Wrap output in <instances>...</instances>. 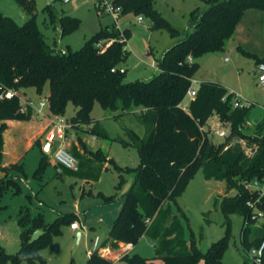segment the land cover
Here are the masks:
<instances>
[{
    "label": "trees",
    "instance_id": "16d2710c",
    "mask_svg": "<svg viewBox=\"0 0 264 264\" xmlns=\"http://www.w3.org/2000/svg\"><path fill=\"white\" fill-rule=\"evenodd\" d=\"M20 3L29 19L22 25L0 12V92L34 89L41 96L49 85L48 110L52 116L63 117L67 105L74 106L75 115L68 121L72 127L90 126L95 137L108 139L105 129L91 116L97 102L102 110L112 113L113 119L123 115H138L146 126V135L140 138L127 131L134 145L139 164L136 168L120 167L107 160L100 150L92 152L82 144L84 154L99 162H108L118 173L116 190L125 182L124 175L134 174L131 186L122 196V206L100 248L117 249L119 244L135 246L143 237L153 243L156 259L162 264H223V254L231 238L229 217L242 218L240 231L244 253L258 247L264 237V221L256 226L250 218L255 210L264 212V195L260 198L244 189V181L264 182V120L249 126L252 105L235 107L234 94L215 82L199 83L194 100L186 93L199 69L198 59L206 54L221 53L232 39L235 29L247 10L264 12V0H205V8H196L191 14L190 32L168 48L156 61L158 73L148 81L125 83V71L120 64L126 59L129 31L120 33L114 27L100 29L75 52L52 50L43 39L36 23L34 0H15ZM121 7L122 16L133 14L149 17L153 29H165L172 37L181 33L172 27L153 8L154 0H111ZM52 21H56L61 35L76 30L80 21L62 16L58 19L45 7ZM56 19V20H55ZM111 42L105 51L99 44ZM245 57L264 62L240 46ZM114 70V71H113ZM188 104L183 107V102ZM23 110V111H22ZM31 108L23 107L18 96L0 99V199L11 190L21 189L11 172L23 173L18 162L2 166L6 121H31ZM216 119L228 134L220 143L211 138L210 121ZM116 140V139H115ZM121 141V140H116ZM34 145H40L36 140ZM69 152H73L69 149ZM48 156L44 152L34 177L44 171ZM201 170L205 181L223 182L226 190H236L234 196L215 200L225 218V236L213 243L206 252L194 245L189 248L180 219L170 208L185 191L188 183ZM104 205L112 204L116 195H97ZM248 202H256L250 208ZM20 249L7 254L0 248V264H44L39 252L51 246L52 238L61 235L62 227H70L78 217L66 213L52 223H45L42 214L31 215L28 207H20L18 214ZM36 231L42 234L30 242ZM194 244V243H193ZM264 260V254H263ZM85 264H112L94 251ZM117 264H156L137 254L123 255ZM241 264H252L246 257Z\"/></svg>",
    "mask_w": 264,
    "mask_h": 264
},
{
    "label": "rangeland",
    "instance_id": "374dc122",
    "mask_svg": "<svg viewBox=\"0 0 264 264\" xmlns=\"http://www.w3.org/2000/svg\"><path fill=\"white\" fill-rule=\"evenodd\" d=\"M95 1L73 0L63 4L61 0H34L37 27L46 44L57 52L68 50L75 52L84 46L100 26L111 25L112 20L109 17L97 16ZM204 1L154 0L153 8L172 27L180 31L178 37H172L165 29H153L149 17L142 16L143 23L138 25L136 15L121 16L120 27L129 31L125 47L128 55L120 64V68L125 71L123 77L125 83L137 80L148 81L158 73L157 67L152 69L150 65L156 64L168 48L190 32L191 14L196 8L203 10L206 7ZM48 5L56 19L62 16L78 19L80 21L78 28L69 34L61 35L57 22L52 21L49 13L45 11ZM0 12L18 25H22L30 17L25 8L15 0H0ZM239 23L238 45L251 54L259 52L264 56V12L249 11ZM198 64L199 69L193 78L194 88L202 82H217L239 97L242 103L253 106L248 122L250 126L264 120V92L258 84L256 70L258 63L242 56L233 39L226 43L223 52L206 54L198 59ZM27 91L33 90L24 89L19 93L22 105L30 96ZM48 94L47 84L43 94L37 96L33 93L32 99L39 102L40 99L47 98ZM187 104L188 101L185 100L182 106L185 107ZM74 110V106L69 103L64 119L70 121L75 115ZM91 116L105 129L108 139L93 138L89 132L90 126L82 125L76 127L78 132H69L70 141H76L78 135L80 138L78 145L85 144L92 152L100 150L107 160L112 159L120 167L136 168L139 158L135 146L130 144L127 131H133L140 138L146 135V126L139 121L138 115L127 114L113 119L112 113L102 110L96 102ZM210 125L212 140L215 143L222 142L224 138L215 135L213 129L223 130L228 134L227 130L215 118L210 121ZM45 146L46 144L42 148L33 145L24 153L19 162L22 165L23 175L16 171L11 172L21 192L13 194L11 190H7L0 199V248L7 254H16L19 251L21 229L17 214L20 207L24 206L30 209L32 216L42 214L47 224L52 223L62 214L79 213V216L76 214L79 219L73 223L77 224L78 228L81 227L82 236L79 243L74 246L75 231H71L70 227H62L61 235L52 238L51 246L39 252L45 261L44 264H85L88 253L94 251L114 262L111 256L115 254L112 255L111 252L100 247L108 237L110 226L122 206V196L129 190L134 174L124 175L125 182L116 190L118 173L108 162H99L88 155H76L73 152L70 154L76 160L77 171L63 169L58 174V167L52 157L53 146L44 171L39 178H35L34 174L39 167ZM99 193L104 196L116 195V200L112 204L104 205L97 197ZM235 194L236 190L228 192L223 182L205 181L202 171L199 170L176 203H170L171 211L181 221L189 248L194 245L201 252H206L213 243L225 236V218L218 204L214 203L225 195ZM229 219L231 238L223 254L222 263L241 264L242 258L246 257L240 239L242 218L233 214ZM262 222L258 220L255 225L260 226ZM134 253L156 264H162L160 259L155 258L151 241L147 237H142L138 241ZM20 264L29 263L22 260Z\"/></svg>",
    "mask_w": 264,
    "mask_h": 264
},
{
    "label": "built area",
    "instance_id": "2783aa9c",
    "mask_svg": "<svg viewBox=\"0 0 264 264\" xmlns=\"http://www.w3.org/2000/svg\"><path fill=\"white\" fill-rule=\"evenodd\" d=\"M73 0H61L63 4H68ZM164 1V0H162ZM95 12L98 17H109L112 20V26L114 29L118 30L122 33V28L119 25V20L122 16V9L119 6L114 5L111 0H96L95 1ZM136 23L142 25L143 18L141 16L136 17ZM111 42H107L106 44H99L100 50L103 52ZM227 60V59H226ZM256 70L258 73V84L264 92V62L258 63L256 65ZM114 71V70H113ZM124 70L120 69V73ZM195 82L192 80L191 85L186 93V98L188 101H192L195 98L197 87L194 88L193 85ZM15 96H18L20 99L19 92L14 90H6L0 92V99H11ZM21 101V99H20ZM234 106L242 107V106H250L249 103H242L240 98L234 95ZM37 103V104H36ZM23 107H29L32 109L34 117L39 118L43 114L44 108H48V98L40 99L39 102H33L31 100H25ZM23 111V110H22ZM72 125L65 120L63 117H56L54 121L51 122V128L47 134V140L55 142L54 151L52 152V157L54 159V163L58 167L57 172L61 173L62 170H69L76 172V160L69 152L70 139L67 136V130H69ZM215 135L218 137L224 138L226 136V132L221 130L213 129ZM243 187L245 190L249 192H253L257 195L258 198L264 195V182L258 180L252 181H244ZM256 202H248V206L250 208H254ZM251 221H255L257 223L258 220L264 221V212L261 210H255L252 214ZM70 230L77 231L79 230L77 224H72L70 226ZM264 254V237L258 247H253L247 252V258L252 264H264L263 260Z\"/></svg>",
    "mask_w": 264,
    "mask_h": 264
},
{
    "label": "crops",
    "instance_id": "0c3cea01",
    "mask_svg": "<svg viewBox=\"0 0 264 264\" xmlns=\"http://www.w3.org/2000/svg\"><path fill=\"white\" fill-rule=\"evenodd\" d=\"M249 11H252V10H247L244 13L243 17ZM255 11H257V10H255ZM243 17H242V19H243ZM111 25H106V26L110 27ZM238 25H237V27L235 29V32H234L233 38H232L234 40V42H236V48L238 46L241 47V45H238L239 41H240L239 38H238V31H237L238 30ZM100 27H105V26H100ZM254 54L257 55L259 58L264 60V56H262L259 52H255ZM148 56H149V54H148ZM150 67L152 69H155L156 68V64L152 63V65H150ZM207 82H210V81H207ZM31 90H33V91H27V93L30 95L27 98V100H31L33 102H37L34 99H32L33 98L32 94L33 93L36 94V92H35L34 89H31ZM43 91H44V89H43ZM21 92L22 91H20V93ZM47 98H48V96H47ZM74 112H76V110H74ZM55 119H56V116H52L50 114L48 108H47V109L43 110V114L39 118H34L31 121H6L7 128L4 131V133H3L4 149H3L2 166L3 167H8V166H10L12 164L20 162L22 157H23V155H24V153L30 147H32L34 145V142L36 140L40 141V145L43 148V146L45 144H47L46 141H48L46 137H47V134H48V132H49V130L51 128V122L54 121ZM34 121L36 123H30V122H34ZM257 122H259V121H257ZM257 122H255V124ZM253 125H254V123H253ZM70 131L78 132V128L71 127L69 130H67V136H68ZM92 137L95 138V136H92ZM79 140H80V138L77 135L76 136V141H72L70 143L69 149H72V151H74L76 155H86V154H84V150L82 149V146L78 145L79 142H80ZM82 140H84V139H82ZM53 146H55V142L51 143L50 153L52 151ZM58 174H60V173H58ZM2 176H3V174L0 173V178ZM75 214L78 215L79 213H75ZM78 219H79V217H78ZM79 230H81V227L79 228ZM0 237H1V235H0ZM143 237H145V236H143ZM136 245L133 246V245H130V244H122V243H120L119 244V248H117V249L103 248V250H108L109 252L112 253V255L114 253L115 255L111 256L114 259V262H112V264H117V262L119 261V259L123 255H125V254H129V255L135 254L134 251H135ZM151 245H152V248H153V243L152 242H151ZM91 253L92 252L88 253V258L91 255ZM111 253H109V254H111Z\"/></svg>",
    "mask_w": 264,
    "mask_h": 264
},
{
    "label": "water",
    "instance_id": "95a60500",
    "mask_svg": "<svg viewBox=\"0 0 264 264\" xmlns=\"http://www.w3.org/2000/svg\"><path fill=\"white\" fill-rule=\"evenodd\" d=\"M50 147H51V143H47L46 146L44 147L43 152L46 155H49L50 154ZM41 234H42L41 231H36L32 235V237L30 239V242L33 243L34 241H36ZM81 236H82V231L81 230L75 231V235H74L75 243H74V246H76L79 243V241L81 239Z\"/></svg>",
    "mask_w": 264,
    "mask_h": 264
}]
</instances>
